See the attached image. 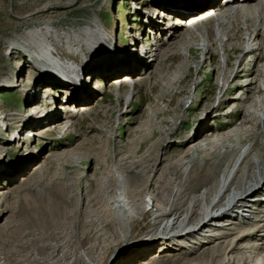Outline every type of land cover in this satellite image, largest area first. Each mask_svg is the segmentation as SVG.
Segmentation results:
<instances>
[{
    "label": "rangeland",
    "instance_id": "rangeland-1",
    "mask_svg": "<svg viewBox=\"0 0 264 264\" xmlns=\"http://www.w3.org/2000/svg\"><path fill=\"white\" fill-rule=\"evenodd\" d=\"M175 1L189 4L194 0ZM128 2L0 0V264H34L42 260L44 264H57L60 249L53 254L45 248L46 244H63L66 250L73 252L71 246L78 245L75 233L83 229H79L72 218L59 219V215L73 207L71 202L77 200L75 194L80 196L77 205L83 208L95 202L96 194L90 193L94 179L109 175L112 180L123 165L128 167L144 156L152 163L166 160L170 155L194 156L196 150L185 145L190 140L216 137V140L227 141L230 135L217 138L220 131L231 128L230 117L237 109L233 103L223 107L227 92L220 89L229 73L219 62L216 45H211L214 49L211 54L204 51L200 55L188 45V52L181 56L183 48L174 40L191 31L173 36L174 42H162L164 35L157 34L149 47L143 45L140 58L132 53L129 45L132 28L128 27L132 22ZM134 2L148 7L150 14L143 16L142 21L139 16V21L133 23L142 39L135 31L137 39L132 36L149 44L153 34L143 29L142 24L156 18L152 16V6L160 1ZM208 23L211 27L212 22ZM44 25L70 34L98 25L105 39L90 49L84 47L81 53L70 55L62 50L61 41L57 45L59 53L74 62L73 70L67 64L68 69L52 64L51 70L46 71L39 62H32L22 48L10 45L24 30ZM47 40L54 42L52 36ZM220 47L226 57L224 63L229 64V57L233 59L237 53L226 45ZM257 55L252 52L240 56V69L263 64L253 59ZM178 59L183 61L171 78L169 71ZM127 60H133V65L124 64ZM144 64L146 70L142 67ZM141 67L144 74L129 83L128 79L119 77L123 73L119 70H128L130 74ZM218 72L222 77L218 78ZM114 77L115 81H111ZM162 80L161 87L156 88ZM236 81L239 78L233 83ZM182 83L187 84L185 88ZM233 94L236 98V90ZM68 95L65 101L63 98ZM245 96L243 93L242 97ZM80 102H88L90 110L79 114L69 112L71 120L58 126H45L61 115L66 116L61 113V107H52L53 104H62L71 111ZM31 131L35 134L30 135ZM54 204L56 209H53ZM50 206L52 211H48ZM259 208L264 210V204ZM53 210H58L55 215ZM48 214L56 223L49 225ZM259 224L244 223L238 227L245 239L237 242L239 248L232 255L237 254L238 259L247 251L245 264H260L259 256L264 257V230L254 229ZM152 227L147 222L135 226L133 241L144 232H152ZM231 237L234 236H228ZM92 242L99 246L98 241H84L75 252L87 254ZM130 244L129 241L115 242L104 261L99 260L97 264H128L139 255L137 251L126 262L129 256L122 258L123 251L117 257L111 255ZM247 245L257 249L252 250ZM39 246L44 251H40ZM196 255L182 252L160 264H203L210 252ZM119 256L121 259L117 260ZM226 260L221 256L215 264H224Z\"/></svg>",
    "mask_w": 264,
    "mask_h": 264
},
{
    "label": "bare ground",
    "instance_id": "bare-ground-1",
    "mask_svg": "<svg viewBox=\"0 0 264 264\" xmlns=\"http://www.w3.org/2000/svg\"><path fill=\"white\" fill-rule=\"evenodd\" d=\"M159 1V4L152 7L183 6L175 0ZM165 1L170 3L166 5ZM211 1L194 0L189 5L193 4V7H196L203 2L207 4ZM242 2L244 9L230 15L224 13L211 27L207 20L203 21L202 18L198 20L196 14L201 11L195 12L193 16L189 14L190 8L174 13L186 16L185 19L189 20L195 17L192 22L195 24L191 29L177 25H159L156 18H150L151 22L147 20L144 24H147V28L157 31L155 36L164 35L162 42L175 41L183 48L181 56L188 52L186 47L188 45L198 51L199 55L204 51L211 54L214 52L211 45L213 43L216 45L219 62L231 77V80L229 76L225 82L222 80L225 84L223 83L220 90L227 92L223 107L233 103L237 109V113L230 117L233 121L231 128L220 131L217 136L218 138L230 134L227 141L216 140V137H205L201 141L199 138H196L197 141L192 139L185 145L196 150L194 156L180 158L177 155L175 157L170 155L168 159H164L165 161L154 163L144 156L128 167L121 165L117 177L112 180L109 179L111 178L109 175L94 179L90 193L96 194L95 202L86 204L87 207L83 208L77 205L80 196L75 194L77 200L71 202L73 207L67 212L63 210L59 215V219L72 218L74 224L83 229L75 233V242L78 245L71 246L73 252L66 250L63 244L45 245L53 254L60 249L57 264H97L99 260L104 261L109 248L115 242L127 241L132 244L114 251L111 257H117L124 252L122 258L125 255L129 256L126 262L137 251L139 255L132 258L128 264H160L182 252L195 256L210 252L203 264H215L221 256L227 258L224 264H245L248 258L247 251H243L242 253L246 255L238 259L237 254L232 255V252L239 248L237 242L245 239V236L239 233L238 227L244 223L260 222L253 228L258 231L264 230V210L259 208L264 204V0ZM207 8L209 6L203 11ZM148 11L147 14H150L149 9ZM182 31L191 33L183 34L182 36L187 37L182 39L180 36L173 41L175 38L173 36ZM192 33L194 35L189 36ZM102 34L98 25L86 26L73 34L44 25L24 30L16 40L10 41V45L22 48L32 62H39L46 71L51 70L52 64L55 67L60 65L66 67L67 64L69 69L73 70L71 67L74 62L63 57L57 45L63 41L62 50L69 55L81 53L84 47L90 49L93 45L101 43L105 39ZM49 36L53 37L54 42L47 40ZM220 45H226L233 53H237L233 59L229 57V64L224 63L226 57ZM252 52L258 53L253 59L263 61V64L240 69V56L251 55ZM181 61L183 60L178 59L173 64L172 71H169L171 78L179 70ZM250 61H247L248 65ZM132 62L133 60L131 62L127 60L124 64ZM192 65L194 68L197 67L195 63ZM142 67L147 69L145 64ZM142 67L130 74L128 70H119L120 73L123 72L119 77L135 79L144 74ZM190 69L193 70V67ZM217 76L222 77V73L218 72ZM236 78H239V81L233 83ZM110 80L115 81V77ZM194 81H191L192 84ZM162 82L163 80L156 88L159 89ZM182 84L184 88L187 85ZM235 90L236 98L233 97ZM243 93H246L245 97H242ZM72 110L74 111L72 114L83 113L82 110L84 112L90 110V104L80 102L72 107ZM70 117L61 115L45 126H58L64 121L71 120ZM34 134L31 131L30 135ZM55 204L53 209L57 208ZM50 210L51 206L48 208V211ZM58 210H53V215ZM48 221L49 225L56 223V219L50 214ZM145 222L153 226V231L144 232L137 241H133L136 238L133 234L134 227ZM84 241H98L99 246L92 242L89 244L87 254H77L76 249H79ZM247 247L257 249L254 245ZM38 249L44 251L41 246ZM259 257L260 264H264V257ZM119 259L120 256L117 260ZM34 264L44 263L42 260L35 261Z\"/></svg>",
    "mask_w": 264,
    "mask_h": 264
}]
</instances>
